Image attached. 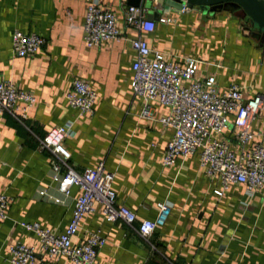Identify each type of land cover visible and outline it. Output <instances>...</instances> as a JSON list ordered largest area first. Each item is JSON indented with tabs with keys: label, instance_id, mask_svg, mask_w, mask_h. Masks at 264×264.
I'll use <instances>...</instances> for the list:
<instances>
[{
	"label": "crops",
	"instance_id": "0c3cea01",
	"mask_svg": "<svg viewBox=\"0 0 264 264\" xmlns=\"http://www.w3.org/2000/svg\"><path fill=\"white\" fill-rule=\"evenodd\" d=\"M87 1L0 0V81L35 98L23 122L0 114V191L8 198L6 218L0 221V264H8L7 245L17 241L34 247L35 263L73 264L40 251L34 233L22 226L36 223L61 232L69 221L78 190L71 186L63 204L43 198L44 192L60 196L59 174L50 168V151L39 147L49 128L69 121L73 134L62 140L68 165L80 172L101 162L113 174L115 202L134 213L131 225L103 220L98 207L82 217L73 241L98 229L105 241L97 249V264H264V185L250 195L243 184H231L218 196L213 193L218 182L207 177L197 152L164 165L172 129L157 118L165 107L151 102L148 116H142V100L129 84L136 58L129 41L139 37L176 62L195 59L196 75L212 76L218 92L235 83L243 100L264 96V40L259 43L250 33L245 18L224 10L162 11L151 19V31H140L123 25L125 0H99L116 17L121 38L86 47ZM15 29L36 33L43 43L32 55L14 56ZM73 78L86 81L95 93L90 115L78 116L64 98ZM232 119L229 114L221 138L237 150ZM251 126L263 128L264 116ZM162 201L169 206L164 223L141 236L137 224L153 219Z\"/></svg>",
	"mask_w": 264,
	"mask_h": 264
},
{
	"label": "built area",
	"instance_id": "2783aa9c",
	"mask_svg": "<svg viewBox=\"0 0 264 264\" xmlns=\"http://www.w3.org/2000/svg\"><path fill=\"white\" fill-rule=\"evenodd\" d=\"M122 13L125 27L140 31L153 29L154 22L146 18L142 5H125ZM159 20L168 21L167 18ZM82 33L86 47L121 38L116 17L99 0L87 1ZM129 42L136 55L130 66L129 84L132 95L142 100L141 115L148 116L149 103H158L165 107V113L157 118L158 123L172 129L164 146L162 163L172 165L177 158L184 159L197 152L199 165L207 177L218 182V187L213 189L218 196L231 184H243L250 195L264 185V127L254 129L251 126L257 117L264 116V96L257 94L243 100L242 88L235 83L218 92L212 76L200 78L196 75L195 59L188 57L179 63L162 52L150 50L139 37ZM42 43L43 39L34 32L12 31L14 56L32 55ZM64 98L77 110L78 116L92 113L95 93L86 81L73 78ZM34 101L30 92L17 89L8 81H0V114L6 112L16 121L23 122ZM229 114L233 115L231 125L237 150L229 148L221 138L228 126ZM71 126L70 121L53 126L39 140V147L49 150L53 156L50 161L53 174H59L56 189L60 196L44 192L43 198L63 204L71 186L78 190L71 198L69 221L61 232L36 223H22V226L34 233L36 247L51 259L64 256L73 264H97V249L105 241L98 229L87 231L79 242L73 241L82 217L98 207L103 220L120 219L131 225L134 213L115 202L111 189L113 174L104 170L101 162L80 172L68 165L69 153L63 148L62 140L73 134ZM7 203V196L0 191V221L6 218ZM168 213V204L157 202L155 216L141 220L137 232L147 237L156 226L164 223ZM34 253L32 245L18 241L9 243L6 261L8 264H55L53 260L35 263Z\"/></svg>",
	"mask_w": 264,
	"mask_h": 264
},
{
	"label": "water",
	"instance_id": "95a60500",
	"mask_svg": "<svg viewBox=\"0 0 264 264\" xmlns=\"http://www.w3.org/2000/svg\"><path fill=\"white\" fill-rule=\"evenodd\" d=\"M127 5H142L150 10L147 19H157L162 11L197 9L199 11H228L234 16L245 18L250 33L264 40V0H125Z\"/></svg>",
	"mask_w": 264,
	"mask_h": 264
}]
</instances>
